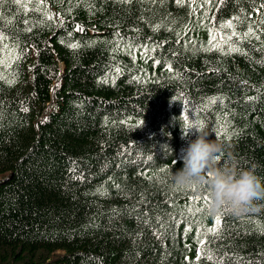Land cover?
<instances>
[{"label":"trees","instance_id":"1","mask_svg":"<svg viewBox=\"0 0 264 264\" xmlns=\"http://www.w3.org/2000/svg\"><path fill=\"white\" fill-rule=\"evenodd\" d=\"M201 132L264 178V0H0V264H264V200L174 184Z\"/></svg>","mask_w":264,"mask_h":264},{"label":"clouds","instance_id":"2","mask_svg":"<svg viewBox=\"0 0 264 264\" xmlns=\"http://www.w3.org/2000/svg\"><path fill=\"white\" fill-rule=\"evenodd\" d=\"M220 151V144L209 139L208 133H198L184 150L182 167L173 173L174 184L179 188L207 186L211 213L227 208L234 215H242L254 208L255 201L264 200V178L254 167L241 169L235 163L215 166Z\"/></svg>","mask_w":264,"mask_h":264},{"label":"snow or ice","instance_id":"3","mask_svg":"<svg viewBox=\"0 0 264 264\" xmlns=\"http://www.w3.org/2000/svg\"><path fill=\"white\" fill-rule=\"evenodd\" d=\"M229 25H230V22H229ZM250 31H251V29H250ZM185 119L187 120V117H185ZM219 159H220V157H219V155L217 154V156H216V161L219 160ZM221 163H223V162H221ZM205 172H206L208 175H211V170H210V169L206 168V169H205ZM192 199H193V200H198L199 197H198V196H194V197H192ZM220 222H221V221H220V217L217 216V217H216V226H217V227L220 225ZM209 231H216V227L209 229Z\"/></svg>","mask_w":264,"mask_h":264},{"label":"bare ground","instance_id":"4","mask_svg":"<svg viewBox=\"0 0 264 264\" xmlns=\"http://www.w3.org/2000/svg\"><path fill=\"white\" fill-rule=\"evenodd\" d=\"M261 214V213H260Z\"/></svg>","mask_w":264,"mask_h":264}]
</instances>
